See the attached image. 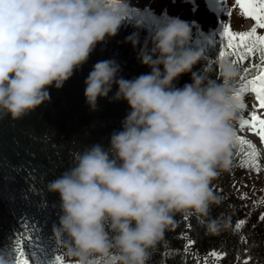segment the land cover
<instances>
[{
  "label": "clouds",
  "instance_id": "obj_1",
  "mask_svg": "<svg viewBox=\"0 0 264 264\" xmlns=\"http://www.w3.org/2000/svg\"><path fill=\"white\" fill-rule=\"evenodd\" d=\"M132 12V0H0V120L18 121L48 104L49 89H62ZM191 35L179 19L143 45L134 32L125 43L138 49L149 72L125 79L108 59L85 79L90 111L114 86L110 102L124 101L129 111L106 146L74 153L72 166L47 183L60 198L52 235L58 244L69 242L74 264H113V253L114 264H148L178 214L196 217L210 236L230 229L227 217L212 215L222 199L211 185L233 165L240 71L229 61L216 66L215 78L194 71L204 53L187 47ZM185 74L191 82L177 87ZM14 259L0 249V264Z\"/></svg>",
  "mask_w": 264,
  "mask_h": 264
},
{
  "label": "trees",
  "instance_id": "obj_2",
  "mask_svg": "<svg viewBox=\"0 0 264 264\" xmlns=\"http://www.w3.org/2000/svg\"><path fill=\"white\" fill-rule=\"evenodd\" d=\"M235 5L236 0H217L215 7H209L214 8L216 14L224 15ZM244 17H238L239 22ZM137 22L143 27L137 29ZM166 23V17L133 9L118 34L106 43L97 45L87 63L74 73L62 89H49L51 99L48 104L21 120H0V249L13 252L17 239L31 236L32 241L25 240L24 247L29 255L33 251L36 253L33 258L36 264H46L57 255L63 258L65 264H74L72 258L66 255L69 242L65 240L58 244L52 235L53 225L59 221L60 198L58 194L47 192V183L72 166L74 153L82 152L94 143L106 146L112 132L121 129V122L129 111L124 101L110 102L117 90L115 86L108 98L98 100L96 111H90L84 97V81L96 62L108 59L117 61L121 67L120 75L125 79L149 72L150 69L142 66L137 59L138 49L134 50L130 43H125V38L138 32L143 45L151 32ZM220 42L221 38L211 41L201 33L190 40L188 48L204 53V61L195 66L194 71L208 72L216 77V66L223 62L219 59V51L222 50ZM224 61H228L227 58ZM252 61L250 57L245 64L251 65ZM190 82L191 74H185L176 82V86L182 87ZM255 99L254 92L245 94L247 109L238 112L236 124V134L253 145L244 136L243 131L247 127L242 131L240 121L241 116L250 118L249 114L253 111H249L248 102ZM241 147L245 152L250 151L246 144L237 143L230 171L246 181L248 192L259 188V193L264 195V157L258 152L260 170L256 171L255 166L249 165ZM228 172H224V175H228ZM217 177L211 190L221 197L222 203L213 208L212 215L227 217L231 223L230 229L210 236L196 217L178 214L174 218V226L151 252L148 264H196V260L202 262L212 251L226 254L219 264H238L237 256L241 261L250 257V264H264V220H261L264 216V197L263 204H250L236 191L223 188L217 182ZM241 220L245 223L237 231L236 224ZM241 237L246 243H242ZM188 240L195 243L185 251ZM115 260L113 253V264ZM93 264L109 262L95 260Z\"/></svg>",
  "mask_w": 264,
  "mask_h": 264
},
{
  "label": "snow or ice",
  "instance_id": "obj_3",
  "mask_svg": "<svg viewBox=\"0 0 264 264\" xmlns=\"http://www.w3.org/2000/svg\"><path fill=\"white\" fill-rule=\"evenodd\" d=\"M240 6L244 15L250 17L255 25L250 31L236 32L231 30L229 23L219 22V36L222 38L219 51L220 61L227 60L237 67L240 73L239 86L236 87L235 97L236 107L238 112H244L247 109V105L244 101V96L249 91L256 94L259 110H264V35H259L258 29H264V0H236ZM253 58L251 65L245 64L249 58ZM251 75V78L249 76ZM249 119H245L241 116L240 127L243 131L245 127L253 130L259 136L262 143H264V118L258 115L257 112L249 114ZM237 143L240 145H247L250 151L245 152L241 147V152L247 157L250 166H255L256 171H259L258 157L259 153L255 148V145L244 140L242 137L236 134ZM264 220V216L261 217ZM245 221L241 220L236 224V230L238 231ZM183 238V237H182ZM32 241V237L21 236L16 241V247L13 252L16 254L14 264H36L33 258L36 253L33 251L31 255L28 254L27 249L24 247V242ZM242 243H246L243 237H241ZM195 241L188 240L185 245V251L190 248ZM225 253L216 251L210 252L204 257L203 261L196 260V264H219V261L224 259ZM238 264H250L251 258L241 261L240 256H237ZM46 264H65L63 258L59 255L55 256L54 260L46 262Z\"/></svg>",
  "mask_w": 264,
  "mask_h": 264
},
{
  "label": "rangeland",
  "instance_id": "obj_4",
  "mask_svg": "<svg viewBox=\"0 0 264 264\" xmlns=\"http://www.w3.org/2000/svg\"><path fill=\"white\" fill-rule=\"evenodd\" d=\"M216 0H132L133 9L139 11H146L156 16L166 17L168 22L172 19H179L188 23L192 30L191 39L198 34H204L209 37L211 41L220 39L219 36V22L229 23L231 30L236 32L250 31L254 27L255 22L251 21L249 17H244L240 6L237 4L231 9L225 11L224 15L215 13ZM209 4V5H208ZM208 5V6H207ZM244 17L240 22L238 20ZM259 35H264V29H258ZM222 39V38H221ZM249 111H255L258 115L264 118V110H259L258 101L249 100ZM248 115V114H247ZM249 119V118H248ZM244 136L251 140L258 152L264 157V143L261 142L259 136L255 131L246 128L243 131ZM229 176V177H228ZM257 175L256 178H258ZM217 182L229 191H236L242 198L250 204H263L264 195L259 193L258 189H248L245 186L244 179L239 178L238 175L232 171L228 175L220 172L217 177ZM264 188L262 189V191Z\"/></svg>",
  "mask_w": 264,
  "mask_h": 264
},
{
  "label": "bare ground",
  "instance_id": "obj_5",
  "mask_svg": "<svg viewBox=\"0 0 264 264\" xmlns=\"http://www.w3.org/2000/svg\"><path fill=\"white\" fill-rule=\"evenodd\" d=\"M216 3H217V0L215 1V5H216ZM211 5V4H210ZM208 6V5H207ZM211 6H213V5H211ZM214 7V6H213Z\"/></svg>",
  "mask_w": 264,
  "mask_h": 264
}]
</instances>
